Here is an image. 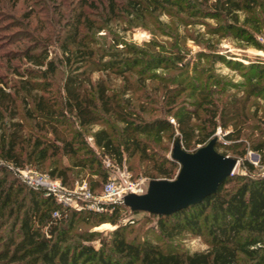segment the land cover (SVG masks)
Instances as JSON below:
<instances>
[{
  "label": "trees",
  "instance_id": "obj_1",
  "mask_svg": "<svg viewBox=\"0 0 264 264\" xmlns=\"http://www.w3.org/2000/svg\"><path fill=\"white\" fill-rule=\"evenodd\" d=\"M48 1L53 6L57 0ZM72 8L61 27L63 36L56 37L62 56L57 62L49 59L45 50L29 49L23 53V60L41 70H27L26 74L16 72L19 87L13 90L14 94L12 90H3L5 82L0 79V264H264V173L251 176L255 168L247 160L241 165L246 174H231L215 194L198 204L169 216L141 212L155 218L161 241H173L184 234H204L208 248L193 253L148 239L128 241L125 226L119 223L128 209L125 206L104 204L101 212L62 207L42 192L23 185L7 168V165L20 169L33 165L36 169H46L51 178L59 179L64 185L70 182L73 170H88L105 182L102 159L121 164L125 153L130 156L138 153L149 163L147 167L155 174L152 178L172 179L178 169L177 163L167 159L157 162L147 154L146 144L137 139L138 135H144L160 140L163 134L172 133L173 127L167 118L146 122L134 115L130 100L108 96L104 81L92 82L84 66L97 64L100 72L113 71L121 78L142 63L144 68L140 73L175 69L185 70L183 74L203 75L204 68L195 64L187 71L189 64L183 63L185 56L181 46L170 49L169 56L155 51L147 53L132 46H126L123 54V50H113L117 44L99 50L90 48L82 31L100 33L104 26L95 27L88 13L101 19L104 15L106 25L121 17L131 25L143 23L147 18L158 20L162 15L173 17L183 26L207 27L205 21L215 20L218 24L211 29L212 35L222 38L233 32L246 46L264 50L254 36L261 32L256 20L246 16L238 23L240 13L264 12V0H214L210 3L209 0H75ZM186 37L198 45L196 38ZM111 43L114 44L113 40ZM209 53L208 44L201 54L212 56ZM225 62L248 72H243L246 83L241 84L242 96L238 92L228 94L227 88L219 86V80L207 73L204 78L197 74L177 82L166 80L173 89L165 87L162 100L169 106L168 114L174 118L176 130L186 147L191 142L206 143L217 127L223 131L230 129L223 138L234 144L226 149L243 158L245 150L238 151L240 143L237 140L242 138L248 119L245 114L248 101L257 96L264 99V62L247 65ZM58 64L73 69L66 71L59 96H45L43 93L50 91ZM186 91L187 103L179 102ZM20 92L23 94L17 98ZM17 103L22 112L18 111ZM199 112L204 118L201 119ZM105 116L115 118L123 127L119 134L103 127L91 134L98 154L87 143L81 129L98 124ZM197 120L198 125H195L193 121ZM27 122L32 123L28 138L24 137ZM253 149L264 157V139ZM60 158H66L68 164H59ZM91 183L89 189L93 192ZM54 212L57 216H52ZM103 223L115 228L110 232L109 244L99 240L100 245L95 248L92 243L100 233L92 228ZM82 225L87 230L77 231Z\"/></svg>",
  "mask_w": 264,
  "mask_h": 264
},
{
  "label": "rangeland",
  "instance_id": "obj_2",
  "mask_svg": "<svg viewBox=\"0 0 264 264\" xmlns=\"http://www.w3.org/2000/svg\"><path fill=\"white\" fill-rule=\"evenodd\" d=\"M74 1L57 0L52 6L48 0H0V79L2 82H5L2 85L4 91L9 92L12 90L11 92L14 94L13 90L19 87V77L14 75L16 72L26 74L27 70H41L23 60L22 55L26 50L33 49L36 52L38 50H45L48 53V58L56 59V62L62 57L56 37L63 36L64 32L61 30V27H63L67 14L73 10ZM213 1L209 0V3ZM60 2H62L61 5L59 4ZM88 16L95 24V27L101 24L104 26L103 32L100 33H85V30L82 31L87 37L86 42L89 43L90 48L99 50L102 47L109 48V46L117 44L116 49L110 48L113 50H123V54L126 52L124 51L126 46H132L138 50L147 51V53L155 51L159 55L169 56L171 55L169 53L170 49L174 50L175 46H181L184 51L183 56H185L183 63L188 62L189 64L187 71H190L195 64L198 68H204L203 75L197 72L183 74L185 70L181 72L175 69L172 71L145 70V72L140 73L139 70L144 68V64L142 63L141 66L135 67L131 72H125L123 78H121V76H118L113 71L108 73L100 72L97 69V64L94 67L91 65L84 66L92 82L102 79L108 96H119L121 101L130 100V106L134 115L141 117L146 122L158 117L167 118L169 123L171 119L175 121L171 117V113L168 114L169 106L165 105L164 100H162L167 89L165 87L168 86L171 90L173 89V85L169 81L166 82V80L174 79V82H177L178 80L197 74L204 78L209 73L219 80V86L227 88L228 94L229 92H238L239 96H242V90L244 89L241 84L246 83L243 72L246 73L247 71L241 68L237 69L234 65H228L225 61H237L243 65L251 62H264V50H256L253 47L246 46L243 40L234 37L233 32L231 34L228 33V35L225 34L222 38L218 34L212 35L211 29H214L218 24L215 20L205 21L208 25L207 27L205 25L183 26L179 22H175L173 17L162 15L158 17V20L147 18L143 23L134 22L131 25L127 23L128 20L121 17L118 20H110L106 25L103 22L106 20L104 19V15L102 19L95 15L92 16L90 13H88ZM238 16V23H241L246 16L256 20V24L259 25L261 32L255 33L254 36L264 48V12L255 10L252 15H247L243 12ZM186 36L196 38L198 45L190 37ZM112 40L114 44L111 43ZM208 44L211 50L209 55H212L210 57L201 54ZM95 60L99 62L97 58ZM58 65L59 68L53 80H51L50 91H44L43 93L45 96H59L61 82L66 71H72L73 69L72 66L64 68V66ZM25 78H27V75L23 76V79ZM219 86L218 88H220ZM88 88L87 86L86 89ZM22 94L20 92L17 98L21 97ZM187 94V91L183 93L178 99L179 102L183 100V102L187 103ZM17 107L18 111L22 112L19 103H17ZM199 114L201 119L204 118L202 112H199ZM245 114L248 116V119L243 127L244 133L242 138L237 140L240 143L238 151L245 150L243 158L232 153L231 149H226V146L231 148L230 146L234 144L233 142L226 141L222 135L224 132H229L230 129L223 131L217 127L218 129L216 128L211 138H216L217 147L215 150L217 153L233 157L237 160V165L233 171L234 174L247 173L241 167L242 161L247 160L255 168L254 174H251V176H260L264 173V163L261 164L264 161V157H262L260 152L254 150L253 146L258 141L264 139V99L261 96L250 98L246 105ZM27 123L28 128L24 132V137L26 138L30 135L29 131L32 124L30 122ZM193 123L198 125V120L193 121ZM171 125L173 127L172 133L163 134L160 140H156L154 137L146 138L144 135L137 136V139L148 147L147 154L153 156L157 162L163 159L171 160V150L175 141H178L181 148L189 153L196 151L208 142L200 145L191 142L190 146L186 147L180 139L181 137L176 130V125ZM102 127L113 131L115 134H119L123 125L115 118L105 116L103 121L98 124L81 129L87 143L98 154V149L92 143L91 134ZM73 128L77 129L76 127ZM196 133L199 134L198 131ZM254 156L257 158L254 159ZM58 162L59 164H68L66 158H60ZM147 164L149 163L139 157L138 153L132 156L129 153H125L121 164H117L108 158L102 159V168H104L106 173L105 180L110 177L121 178L122 176H129L131 180L144 178L146 188L150 180H155L152 178L155 177V174L150 171L149 167H147L150 165ZM177 166L179 169L178 164ZM25 169L29 172L47 174L46 169H36L33 165H26ZM73 172L74 174L70 175V182L66 185L63 184L66 188L73 189L76 183L82 181H85L89 187V183L92 182L94 186L93 194L95 196L100 195L101 185L104 183L101 177L90 173L88 170L80 172L75 169ZM124 216L119 223L125 226L126 239L128 241L148 239L152 242L160 243V245L165 244L188 253L202 252L209 246V242L204 234L200 236L184 234L173 241H161L157 232L155 218L141 212L136 214L130 213L129 209L125 210ZM104 224H107L109 227L98 229ZM101 225L92 228V231L100 233L99 238L92 243L95 248L99 247V240H104L109 244L110 232L115 228V226L109 223ZM85 230H87V227L82 225L80 226V230L77 231L83 232ZM3 234H7V231H3Z\"/></svg>",
  "mask_w": 264,
  "mask_h": 264
},
{
  "label": "water",
  "instance_id": "obj_3",
  "mask_svg": "<svg viewBox=\"0 0 264 264\" xmlns=\"http://www.w3.org/2000/svg\"><path fill=\"white\" fill-rule=\"evenodd\" d=\"M215 143L216 138L213 137L189 153L175 141L170 155L171 160L179 165L175 178L150 180L144 194L125 195L123 206L130 212L169 216L215 194L237 165L235 158L217 153Z\"/></svg>",
  "mask_w": 264,
  "mask_h": 264
},
{
  "label": "built area",
  "instance_id": "obj_4",
  "mask_svg": "<svg viewBox=\"0 0 264 264\" xmlns=\"http://www.w3.org/2000/svg\"><path fill=\"white\" fill-rule=\"evenodd\" d=\"M170 123L175 124L172 119ZM225 134L226 132L222 135ZM7 168L26 187L42 192L44 196L52 198L55 203L62 207L74 210L86 208L101 212L104 204L123 205L122 198L125 195H141L147 190L144 178L131 180L129 176L110 177L103 183L100 195L95 196L85 181L76 183L73 189H68L59 179L51 178L48 174L29 172L13 165H7ZM52 216H57V213L54 212Z\"/></svg>",
  "mask_w": 264,
  "mask_h": 264
},
{
  "label": "bare ground",
  "instance_id": "obj_5",
  "mask_svg": "<svg viewBox=\"0 0 264 264\" xmlns=\"http://www.w3.org/2000/svg\"><path fill=\"white\" fill-rule=\"evenodd\" d=\"M109 226L107 224L101 225L98 229L100 228H108Z\"/></svg>",
  "mask_w": 264,
  "mask_h": 264
}]
</instances>
